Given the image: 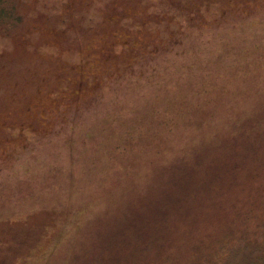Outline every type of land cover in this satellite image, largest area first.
<instances>
[{
	"label": "rangeland",
	"instance_id": "rangeland-1",
	"mask_svg": "<svg viewBox=\"0 0 264 264\" xmlns=\"http://www.w3.org/2000/svg\"><path fill=\"white\" fill-rule=\"evenodd\" d=\"M2 9L16 21L0 25V264L264 262V0ZM234 42L226 70L250 59L255 79L214 88L196 110L185 91H156L173 64L198 89L212 68L219 81Z\"/></svg>",
	"mask_w": 264,
	"mask_h": 264
},
{
	"label": "trees",
	"instance_id": "trees-1",
	"mask_svg": "<svg viewBox=\"0 0 264 264\" xmlns=\"http://www.w3.org/2000/svg\"><path fill=\"white\" fill-rule=\"evenodd\" d=\"M4 0H0V21L3 19V17H4V15H7V17L5 18V19H3V21H2V23L3 24H0L1 25V28H3V29H7L8 30V28H11L12 26H14V25H12L16 20H12V19H16L15 18V14H14V12L12 11L10 14H7L3 9H2V2H3ZM264 20V19H263ZM263 20H261V22L263 21ZM5 27V28H4ZM243 31V30H242ZM261 31V30H260ZM255 32L256 33H258V30H255ZM241 35V34H240ZM242 35H244V33H242ZM253 35V34H252ZM256 36L258 37V34H256ZM251 37H253L251 40L252 41H255L256 42V40H257V38L256 39H254L255 38V34L253 35V36H251ZM234 39H237L236 37L234 38ZM233 39V40H234ZM250 39V38H249ZM233 40L231 41V43L233 42ZM241 40H243V44H247V40H248V38L247 39H245V38H243V39H241ZM241 40H238V41H241ZM258 41V40H257ZM250 42V41H249ZM234 45L236 46V45H238V42H234ZM234 45H232V46H230V49H229V47H228V49H225V48H223V50H222V57H219V60L217 61V63L218 64H220V63H222L223 61H225V57H226V55H229V54H231V53H233V50H236V51H238V49H237V46L235 47V48H233V49H231V47H233ZM241 45H242V43H241ZM250 48L251 49H253V50H257V49H259L260 48V45L259 44H253L252 46H250ZM242 50V49H241ZM258 51V50H257ZM150 54H151V56L152 57H155V53H154V50L153 51H151L150 52ZM224 59V60H223ZM229 61H231L232 63H226L225 64V62H223V64H221V65H226V67L225 66H222L223 67V73H220L219 75H218V79H220L219 81H215V82H213L212 83V79H214L213 77L215 76H217L216 74H214V75H212L213 74V68L210 70V74H206L205 76H203V77H201V80H203L204 81V83L202 84V87H203V89H207V91H208V93H207V91L206 92H204L203 91V89H198V88H196L195 87V85H193L194 83H195V78L197 77V76H195V74H194V72L192 73V75L191 74H187L189 77H187V75L186 76H183V75H180L179 74V70H178V66H177V64H173V65H168V67H170L171 66V68H172V70H176L177 72H176V75H177V77H176V79H173V81H170V79H168V81L169 82H167V80H161V79H159L157 82H155V83H159V85H160V89H157L156 91H158V90H161V89H163V88H166L167 86H166V83H168L169 85H171V86H173L176 90H178L179 92H181V91H185L186 92V94L188 95V96H190L191 98H195L196 97V103H195V105H194V110H196L197 109V104H198V101H199V99H201V98H205L206 96H209L210 94H212V92H213V89L215 88H219V90L220 91H222V89H223V86L224 87H226V85H229V84H231V82H234L235 80H238V79H246V80H249V79H252L253 77H254V79H255V75H251V74H249V73H251L250 71V69H252L251 67H254L255 65L253 64V65H247L248 63H252V61L250 60V59H247V63H245V65L246 66H243L242 68H240L241 69V72H237L236 73V75H231V74H229L230 73V71H227L226 69H230V70H232V68H234L235 69V67H233V66H227V65H229V64H233V63H236L235 62V60H229ZM254 62V61H253ZM217 64V65H218ZM257 64V63H256ZM258 65V64H257ZM186 66H189L190 67V69H193V67L192 66H190V64H186ZM259 66V65H258ZM221 66H219V69H221L222 68ZM248 67H249V69H248ZM246 68V69H245ZM263 68H264V64H263ZM209 72V71H208ZM151 73V69H149L148 68V66H147V64H146V66L145 67H143V66H141V68H140V70H138V76L139 77H142L143 76V78L145 79V82L143 83V84H145L148 88H149V86L151 87L152 85H151V81H149V78H150V74ZM175 75V76H176ZM180 75V76H179ZM245 75V76H244ZM241 77V78H240ZM200 80V81H201ZM222 80H224V81H222ZM154 83V84H155ZM212 85H211V84ZM199 84V83H198ZM157 87H158V85H157ZM210 88H211V90H210ZM149 91V90H148ZM148 91H147V93H148ZM162 91V90H161ZM215 91V90H214ZM186 94H184L183 92H181V97L182 98H184V96H187ZM138 98H140V100H142V101H144V104H147L148 102H149V97H148V95H142V96H139ZM254 104V103H253ZM250 105H252V104H249V106ZM120 116H122V114H120L119 116H118V121L120 122V120H121V118H120ZM120 118V119H119ZM122 118H125L124 116L122 117ZM189 121H191V119H188L187 121H186V123H183L184 125H188L190 122ZM66 123V122H65ZM129 123V121L127 120V119H122V122L120 123V126H118V127H122V125H126V124H128ZM132 123H133V125H135V122H134V120L132 119ZM68 124V123H67ZM67 124H63V125H61V126H66ZM130 124V123H129ZM132 125V126H133ZM128 126V125H127ZM252 133V132H251ZM255 134H257V131L255 132ZM124 140V137L122 136L121 137V139H120V141H123ZM157 239H153L152 238V241H156ZM150 242H151V240H149L146 244H143L142 246L143 247H145V246H149V247H151V245H147L148 243L150 244ZM161 241L159 240V243H160ZM254 247L255 248H259L260 249V247L258 246V244L257 243H255V245H254ZM255 253H258V252H260V253H262V254H264V250L263 251H254ZM251 260H252V258H250L249 259V261H248V263L247 264H249L250 262H251ZM252 264H259L258 262H254V263H252ZM260 264H264V262H260Z\"/></svg>",
	"mask_w": 264,
	"mask_h": 264
}]
</instances>
